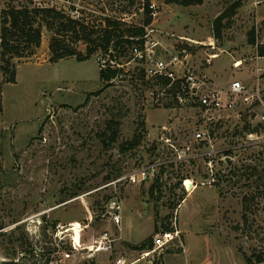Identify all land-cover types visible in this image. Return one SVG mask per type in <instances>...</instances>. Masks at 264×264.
Listing matches in <instances>:
<instances>
[{"label":"rangeland","instance_id":"obj_1","mask_svg":"<svg viewBox=\"0 0 264 264\" xmlns=\"http://www.w3.org/2000/svg\"><path fill=\"white\" fill-rule=\"evenodd\" d=\"M148 2L156 5V17L147 14ZM237 2L239 8L223 21L217 40L216 18ZM74 3L82 22L100 34L109 20L119 23L111 29L120 34L146 26L151 18L158 39L165 43L187 37L201 44L193 46L194 64L217 86L243 73L239 80L256 91L257 49L250 34L264 41V0H204L191 6L166 0ZM24 5L54 6L70 13L69 5L58 0H0V38L3 11ZM52 36L44 29L36 53L15 60V83L7 82L9 76L1 69L0 45V264H117L121 257L125 264H164L166 255L182 252L190 232L195 239L189 238V253L170 255L169 263L214 264L216 246L235 251L219 264H246L250 256L264 257L263 86L262 101L255 98L240 105L212 135L210 145L192 142V151H184L181 145L191 141L189 131L195 128L194 113L168 105L153 107L136 62L120 68L111 82L100 79V69H108L103 65L109 61L130 60L128 50L112 44L107 53L99 50L83 62L72 57L54 63ZM74 47L88 52L83 42ZM209 53L219 55L211 65L206 63ZM168 137L172 142L163 140ZM228 151L229 164L224 159ZM143 169L149 178L132 181ZM186 179L196 187L192 192ZM114 203L122 209L121 229L111 221ZM173 223L181 240L145 256L154 249L155 235L172 230ZM79 226L85 228L76 233ZM104 230L118 237L112 253L64 259V251L82 253L80 247ZM148 240L152 249L134 248ZM196 244L200 252L195 254Z\"/></svg>","mask_w":264,"mask_h":264},{"label":"built area","instance_id":"obj_2","mask_svg":"<svg viewBox=\"0 0 264 264\" xmlns=\"http://www.w3.org/2000/svg\"><path fill=\"white\" fill-rule=\"evenodd\" d=\"M58 1L73 7L72 14H77L79 17V9L74 0ZM149 9L151 16L156 17V5L154 3L149 4ZM152 23L145 26L143 36L129 38L133 41V44L128 47L131 58L127 63L121 64L119 61L111 60L109 65L106 67L103 65V67L120 69L125 65L136 62L143 71L148 87L147 97L153 107L168 105L194 113L196 118L195 128L189 131L191 141L187 140L184 142L181 145L182 150L191 152L192 142L210 145L213 141L212 135L216 136L217 130L225 123V120L238 113L240 105L251 104V100H255V98L262 101L261 87L258 86L256 91L251 92L248 86L239 79H235L222 87L217 86L206 70H202L194 64L192 49L194 45H201L200 43L187 37H177L176 43L167 44L160 38L158 39L159 36L156 34V29ZM211 46L212 49H216L215 45ZM255 48L257 49L254 59L256 72L259 77H262L264 76V55L259 54L258 51L260 48L264 49V41H256ZM217 57V53H209L206 63L211 65ZM262 138V142H264V129ZM163 140L172 142L169 137L163 138ZM170 145L178 149V146L174 143ZM224 159L228 161V157L225 156ZM149 176V171L143 169L132 175L131 180L137 181V177H139L138 180L141 182L147 180ZM110 213L112 223L121 229L123 217L120 204L114 203V211ZM70 225L72 227L75 226L73 223ZM84 228L79 226L73 229L76 233H81ZM180 233L176 223H173L172 230L155 235L154 249L147 251L145 256H149L157 250L162 251L176 239L181 240ZM117 241L118 237L109 230H104L98 237L93 238L88 243H84L83 247H80L82 253L77 252L78 254H75V249L73 248L64 251L62 254L66 260L95 258L99 255L112 253ZM125 263L124 258H118L117 264Z\"/></svg>","mask_w":264,"mask_h":264},{"label":"trees","instance_id":"obj_3","mask_svg":"<svg viewBox=\"0 0 264 264\" xmlns=\"http://www.w3.org/2000/svg\"><path fill=\"white\" fill-rule=\"evenodd\" d=\"M204 0H166L169 4H178L182 6H191L202 4ZM239 2L233 4L227 12L216 18L214 22V37L219 40L222 37L224 27L223 21L234 16L236 10L239 8ZM66 9V8H65ZM73 7L67 8V12L63 9H58L54 6H37L30 7L24 5L22 7H9L3 11L2 28H1V69L6 76H9L7 82H16V64L15 60L18 58L31 57L37 49L41 46L44 29L53 32L50 43V50L52 53L51 61L56 63L58 61L75 57L78 61H85L91 58L99 50L107 53L109 47L114 44L115 48L128 50L133 41L130 37H141L145 33V26L136 29H127L121 31L118 29H111L112 26L117 27L118 22L108 21L105 28L101 30V34L97 33L90 27L86 26L80 17L72 14ZM147 14L151 11L149 9V2L146 5ZM152 22L149 18L145 25ZM124 32V33H123ZM126 33V34H125ZM99 34V35H97ZM125 36L128 37L125 39ZM250 43L256 44L255 33L250 34ZM70 39V41H69ZM83 42L87 44V53L83 54L74 44ZM99 42V43H98ZM92 45H95L93 48ZM259 54L264 55V49H259ZM120 69H100V79L104 82H111L118 76ZM142 75L143 72H142ZM1 94V88H0ZM3 111V106L0 99V113ZM117 137L115 131L113 138ZM231 151H228V157ZM228 164L231 161H227ZM150 240L144 242L139 247L134 246L135 249H152ZM255 259V260H254ZM264 263L263 255L250 256L246 259V264H261ZM10 264H18L11 262Z\"/></svg>","mask_w":264,"mask_h":264},{"label":"crops","instance_id":"obj_4","mask_svg":"<svg viewBox=\"0 0 264 264\" xmlns=\"http://www.w3.org/2000/svg\"><path fill=\"white\" fill-rule=\"evenodd\" d=\"M219 56V55H218ZM217 58H219V57H217ZM216 58V59H217ZM219 60V59H218ZM217 61V60H216ZM253 64H256L255 63V60H254V63ZM215 68V67H214ZM239 76H241V77H237V78H239V79H244V74L243 73H241ZM254 82H255V84H256V87H261V86H263V88H264V78H260L259 76H258V74H256V76H254ZM186 232H190V231H187L186 230ZM188 233H186V235H185V243H184V247H183V250H182V252L181 253H179V254H168V255H166L165 257H164V264H171V263H169L168 261H167V258L170 256V255H174V256H186L188 253H189V247H188V243H189V238H190V236H192L194 239H195V236H193L192 235V232H190L188 235H187ZM197 241H195V242H197L199 245H201V240H199V239H196ZM198 244H196L195 245V247H194V249L192 250L195 254L196 253H199L200 251H198V250H195L197 247L199 248V245ZM215 249V256H214V264H219V263H221V261H222V259L223 258H226L227 256H232L233 255V253L235 254V251L234 250H232L231 248H224L223 246L221 247V246H216V248H214ZM191 257V256H190ZM189 257V255H188V259L190 258ZM140 259H138V262H141V261H139ZM137 262V263H138ZM223 262V261H222ZM244 264H245V262H244Z\"/></svg>","mask_w":264,"mask_h":264},{"label":"bare ground","instance_id":"obj_5","mask_svg":"<svg viewBox=\"0 0 264 264\" xmlns=\"http://www.w3.org/2000/svg\"><path fill=\"white\" fill-rule=\"evenodd\" d=\"M241 64V62H239L238 64H237V66H239ZM185 186L187 187V189L189 190V191H193L196 187H195V185H194V183L192 182V180H190V179H186L185 180Z\"/></svg>","mask_w":264,"mask_h":264}]
</instances>
